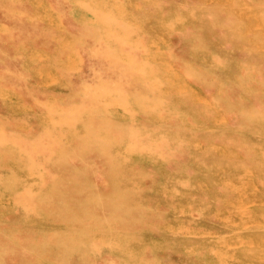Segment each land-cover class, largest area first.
Here are the masks:
<instances>
[{"label":"rangeland","instance_id":"rangeland-1","mask_svg":"<svg viewBox=\"0 0 264 264\" xmlns=\"http://www.w3.org/2000/svg\"><path fill=\"white\" fill-rule=\"evenodd\" d=\"M102 1L0 0V264H264V0Z\"/></svg>","mask_w":264,"mask_h":264},{"label":"bare ground","instance_id":"bare-ground-1","mask_svg":"<svg viewBox=\"0 0 264 264\" xmlns=\"http://www.w3.org/2000/svg\"><path fill=\"white\" fill-rule=\"evenodd\" d=\"M101 2H103L102 0H100ZM92 8V7H91ZM17 11V10H16ZM19 11V10H18ZM90 11V10H89ZM98 12V11H97ZM102 12V11H101ZM31 13H32V11H31ZM27 14V13H26ZM101 14V13H100ZM95 15V14H94ZM106 16V15H105ZM108 16V15H107ZM161 16V15H160ZM103 17V16H102ZM109 18V17H108ZM107 19V18H106ZM111 22H113L112 20H111ZM124 22V21H123ZM110 23V22H109ZM82 24V23H81ZM111 29V28H110ZM120 29V28H119ZM4 30V29H3ZM120 32V31H119ZM111 33H112V31H111ZM110 33V34H111ZM114 34V33H113ZM101 35V34H100ZM104 35V34H103ZM106 35V34H105ZM109 35V34H108ZM113 36V35H112ZM100 37V36H99ZM102 38V37H101ZM108 38V37H107ZM118 38V37H117ZM100 39V38H99ZM98 39V40H99ZM109 39V38H108ZM112 39H114V38H112ZM79 40V39H78ZM80 41V40H79ZM71 42H73V41H71ZM84 43V42H83ZM70 44V43H69ZM78 44V43H77ZM111 46V45H110ZM108 47V46H107ZM108 49V48H107ZM113 50V49H112ZM111 50V51H112ZM118 50V49H117ZM114 51V50H113ZM2 52V51H1ZM93 52V51H92ZM106 53V52H105ZM109 53H111L110 51H109ZM4 54V53H3ZM51 54V53H50ZM106 54H108V53H106ZM117 54V53H116ZM6 55V54H5ZM8 56V55H7ZM6 57V56H5ZM10 57V56H9ZM82 58V57H81ZM112 58V57H111ZM55 60V59H54ZM115 60V59H114ZM135 60V59H134ZM133 59H132V61H134ZM116 61H118V60H116ZM115 61V62H116ZM139 62H141L140 60H139ZM129 63V62H128ZM132 64V63H131ZM133 64H136L135 62L133 63ZM141 64V63H140ZM81 65V64H80ZM124 65V64H123ZM136 65H139V64H136ZM60 66V65H59ZM121 66H122V64H121ZM120 66V67H121ZM129 66H130V64H129ZM128 66V67H129ZM119 67V68H120ZM136 67V66H135ZM58 68V67H57ZM130 68V67H129ZM119 70V69H118ZM59 71H60V67H59ZM136 71V70H135ZM158 71V70H157ZM137 72V71H136ZM138 73V72H137ZM143 74V73H142ZM131 75V74H130ZM139 75V74H138ZM147 75V74H146ZM134 76V75H133ZM141 76V75H140ZM148 76V75H147ZM138 77V76H137ZM143 77V76H142ZM64 79V78H63ZM147 79V78H146ZM62 81V80H61ZM69 81V80H68ZM68 83V82H67ZM104 83V82H103ZM113 83V82H112ZM107 85H108V82H107ZM100 87V86H99ZM114 87V86H113ZM142 87V86H141ZM101 88V87H100ZM109 88H110V86H109ZM106 89H108V88H106ZM174 89V88H173ZM113 90V89H112ZM111 90V88H110V91H112ZM117 90V89H116ZM165 90V89H164ZM168 90V89H167ZM121 91V90H120ZM124 91V90H123ZM95 92V91H94ZM103 92H105L104 90H103ZM100 93V92H99ZM123 93V92H122ZM137 93V92H136ZM163 93V92H162ZM135 94V93H134ZM138 94H140V93H138ZM165 94V93H164ZM91 95V94H90ZM129 95V94H128ZM141 95V94H140ZM140 95H138L139 97H141ZM162 95V94H161ZM130 96V95H129ZM137 96V97H138ZM105 97V96H104ZM136 97V96H135ZM102 98V97H101ZM138 100V99H137ZM166 100V99H165ZM88 101V100H87ZM102 101V100H101ZM119 101V100H118ZM159 101V100H158ZM171 101V100H170ZM103 102V101H102ZM107 103V102H106ZM125 103V102H124ZM144 102H142V104H143ZM168 103H169V101H168ZM172 103V102H171ZM77 106V105H76ZM91 106V105H90ZM144 106V105H143ZM149 106V105H148ZM178 106V105H177ZM85 108V107H84ZM160 109V108H159ZM77 110H78V107H77ZM87 110H89V109H87ZM83 111V110H82ZM69 112V111H68ZM158 112V111H157ZM150 114V113H149ZM164 114V113H163ZM157 115V114H156ZM134 116V115H133ZM161 116V115H160ZM159 116V117H160ZM158 117V116H157ZM73 119V118H72ZM99 119V118H98ZM96 120V119H95ZM94 120V121H95ZM104 121V120H103ZM127 122V121H126ZM132 122V121H131ZM38 124V123H37ZM79 124V123H78ZM96 124V123H95ZM133 124V123H132ZM42 125V124H41ZM51 125V124H50ZM55 125V124H54ZM42 126H44V125H42ZM48 126H49V123H48ZM64 126V125H63ZM94 126V125H93ZM113 126V125H112ZM119 126V125H118ZM77 127V126H76ZM42 128V127H41ZM53 128V127H52ZM64 128V127H63ZM62 128V129H63ZM70 127H68V129H69ZM123 128V127H122ZM43 129V128H42ZM55 129V128H54ZM67 129V128H66ZM108 129V128H107ZM119 129V128H118ZM124 129V128H123ZM122 129V130H123ZM48 130H50V129H48ZM47 130V131H48ZM61 130V129H60ZM84 130V129H83ZM129 130V129H128ZM127 130V131H128ZM56 131V130H55ZM62 131V130H61ZM50 132V131H49ZM64 133H66V132H64ZM133 134V133H132ZM136 134V133H135ZM138 134V133H137ZM62 136H64V135H62ZM132 136V135H131ZM69 137V136H68ZM65 138V137H64ZM138 138V137H137ZM139 139V138H138ZM76 143H77V141H76ZM95 149V148H94ZM149 149V148H148ZM171 149V148H170ZM173 149V148H172ZM92 152V151H91ZM262 179H264V176L262 177ZM254 183V182H253ZM250 186H251V184H249ZM261 185H264V181H262L261 182ZM21 186H23L22 185V183H20V184H18L16 187L18 188V189H20L21 188ZM168 190V189H167ZM252 200H253V202L255 203H252L251 201H250V204H252L251 205V207H247L246 209H249L250 210V212H255V209H257V208H259L258 210H257V212H259V213H263L264 212V192L262 193V195H260V194H258L256 191H254V193L252 194ZM250 198V199H251ZM42 200V199H41ZM258 200H260L261 202H259ZM259 203V204H258ZM262 205H261V204ZM240 210V209H239ZM243 211V210H242ZM247 211V210H246ZM243 212H245V211H243ZM39 213V212H38ZM242 213V212H241ZM89 231V230H88ZM90 231H92V230H90ZM222 239H223V237H221ZM225 238V237H224ZM225 242V241H224ZM254 245V244H253ZM259 249V248H258ZM243 251H245L244 249H242ZM256 250H257V248H256ZM44 251V250H43ZM51 251V249L50 250H48V254H49V252ZM129 251V250H128ZM23 252V251H22ZM30 252V251H29ZM236 252V251H235ZM247 252V251H246ZM258 252V251H257ZM52 253V252H51ZM241 253H243L242 251H241ZM255 253V252H254ZM253 253V254H254ZM52 255V254H51ZM53 256V255H52ZM51 256V257H52ZM250 256V255H249ZM243 257V256H242ZM69 258H70V256H69ZM127 258V257H126ZM250 258H252V257H250ZM253 258H257L258 260H260L261 258H262V256H260V255H255ZM253 258H252V260H253ZM263 258H264V256H263ZM151 259V258H150ZM256 259V260H257ZM255 260V261H256ZM131 261V260H130ZM239 261V260H238ZM130 263V262H129Z\"/></svg>","mask_w":264,"mask_h":264}]
</instances>
